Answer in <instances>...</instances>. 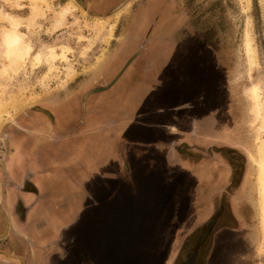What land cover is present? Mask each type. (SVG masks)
I'll return each mask as SVG.
<instances>
[{
  "label": "rangeland",
  "instance_id": "rangeland-1",
  "mask_svg": "<svg viewBox=\"0 0 264 264\" xmlns=\"http://www.w3.org/2000/svg\"><path fill=\"white\" fill-rule=\"evenodd\" d=\"M176 2L178 6L173 12H186L189 16L185 29L192 35L201 33L209 47L217 52L216 59L223 66L225 95L233 92L228 91L227 84L236 88L233 93L238 106H234L239 109L240 126L244 130L240 144L243 141L250 163L246 164L249 186L239 199L243 211L241 228L233 232L219 231L217 218L199 252H205L213 239H218L226 242L227 247L235 244L239 263L254 264L257 260L256 264H264L257 185L258 146L264 140V0ZM32 6L31 0H0V71L7 64L1 39L10 27L1 18L3 14H9L19 23L18 31L31 46L30 55L16 74L0 73L1 174L11 135L15 132L22 135L29 129L30 117L25 116L26 112L32 113L29 116L48 115L46 118L52 123L53 114L58 113L63 120L73 114L70 107L56 108L62 100L69 99L75 108L82 110L84 91L79 83L105 57L113 33L121 23L120 10L97 16L90 12L92 6L84 8L76 0H39L35 10ZM65 8L68 11L64 26L54 29L55 15ZM143 13L140 11L136 19L141 20ZM161 25L164 31L174 28L172 20ZM246 34L252 41L253 59L246 49ZM194 35L187 37L191 46L180 67L176 59L171 64L163 60L164 65L158 66L160 80L164 81L159 90L157 85L148 92H134L135 98L130 97L127 103L135 84L126 82L120 92L122 102H118L123 106L126 102L122 131L116 128L93 132L75 130L78 117L70 118L68 126L56 128L54 135L60 142L50 148L54 157L48 158L46 181L49 203L58 200L61 205L59 226L63 228L56 243L47 248V264H169L168 259L176 253L170 264H181L193 247L210 216L194 211V196H191L201 163L190 162L183 152L173 153L172 145L183 139L168 135L166 125L176 115L183 121L182 128L189 130L192 118L196 117L194 108L199 104L194 99L204 93V87L202 93L200 88L195 90L194 65L199 54L194 48L200 40ZM35 55H39V63L32 65ZM155 58L158 63V54ZM210 71L209 68V77L216 78ZM212 84L209 81L205 93L209 107L215 102L211 98ZM140 93L143 96L139 97ZM151 93H156L155 102L150 99ZM133 107L137 111L133 112ZM82 114L79 113L80 120ZM227 119L221 130L222 139L232 143L226 129ZM28 135L26 138L38 141L34 134ZM15 141L19 146H16L19 156L16 163L27 155L32 157V153L34 158H39L38 148L26 151L18 139ZM234 174L236 177L237 170ZM5 179L3 173L0 181L3 190L9 189ZM224 199L225 196L221 197L219 203L222 208ZM1 201L0 196V204ZM53 214L50 211L49 218ZM217 250L214 253L219 256ZM202 260L198 258L197 263L202 264Z\"/></svg>",
  "mask_w": 264,
  "mask_h": 264
},
{
  "label": "crops",
  "instance_id": "crops-1",
  "mask_svg": "<svg viewBox=\"0 0 264 264\" xmlns=\"http://www.w3.org/2000/svg\"><path fill=\"white\" fill-rule=\"evenodd\" d=\"M167 20H172L174 25L173 30L168 29L164 31L160 29L162 26L161 23L163 24ZM186 20L183 14L173 13L172 15L162 18V22L158 21V25H155L151 34L145 35L146 28H144L143 32L132 42L131 48L127 47L125 49V57L122 59L120 65L112 68V72L108 78L99 83L103 84L107 80L112 79L114 75L118 73V70L122 67L130 53L135 51L139 45H141V49L137 51V54L128 66L123 68V70L120 69V73L117 74V77L111 84L99 87L100 89H96L99 90V93L92 92L91 95L86 97L84 100V106H86L81 120L79 116L80 111H73L72 116L64 120L56 113L52 123H49L50 121H48L45 116L32 120L33 123L41 120V131H39L41 134L38 136V144L33 146L31 143L27 146V148L31 147L34 149L35 147V150L37 148L39 149L37 153L39 154V158H32L30 162L31 166H34V163H36L39 168L34 170L33 174H35L33 177H35V180L32 178V182L35 185L43 183L42 186L45 190L41 188L36 196L31 193L11 194L12 196L10 199L13 200L14 197H19L25 204L27 210L23 221L18 222L14 219L12 222L13 225L10 227L9 223L6 222V228L4 232L0 234V236L6 234V236L3 237L4 241L0 242V264H47V257L49 254L47 248L50 245L53 246L52 244L56 243L55 241L58 240L56 239L57 235H59L60 230L63 228H60L61 225L59 226V215L61 212L59 208L61 205H59L58 200H53V204L49 203L50 193L48 192L46 181L48 177V158L54 157V151L51 152L50 148H54V143L57 145V143L60 142V138L54 135L58 125L64 124V126H68L70 118L78 117L79 124L75 130L88 129V132H93L99 131L100 129L109 131L116 128L122 131V113H124L123 111L126 108V102L128 103L130 97H134V92H148L154 90L157 85V90H159V86L164 81L160 80L161 76L159 71H157L159 69L158 66L164 65V61H168L169 64H171V62L174 63L172 59L178 60L176 61V63H179L178 67L184 62L186 53L188 52V46H191L189 45L191 42L189 44L187 42V37L190 38L194 35L189 33V30L185 29ZM197 35L198 34L194 36ZM198 37L199 36L196 38ZM194 50L199 54V59L197 58V63L194 65V69L196 70L194 80V82H196L195 90L200 88L202 93L204 82L202 80L203 65L201 59V44L195 45ZM156 54L159 56L157 60L158 63H156L157 58L154 59V55ZM160 54L162 57H160ZM127 81L135 84V87H133L132 91L130 90L131 88L128 89L131 92L129 91V97H127L123 106V103L118 104V102L122 100L120 99V92L122 91L121 89H124ZM140 94L139 97L143 96V93ZM196 95H198V93H196ZM202 95V97L200 95L197 99H194L198 100L199 104L194 108L193 114L196 117H194V119L192 118L189 130L186 131L182 128L181 123L183 121L175 115L174 120L166 125V128H168L166 133L170 136H177L183 139L180 143L172 145L173 149L171 150L173 153L181 154V152H183L182 154L185 155L190 162L201 163L200 173L195 171V173H198L196 176L197 183L192 186L191 196H194L192 199L194 211L206 216L207 214L211 215L217 209L221 197L229 194V190L233 187L235 181L234 173L236 170H229L228 165L224 159H222L227 146L223 145L224 142L222 139V129L220 128L221 123L219 124L218 121L217 105L215 104L209 107L205 95ZM155 96L156 93L150 94V99L154 102ZM109 101L116 102V104L113 106L109 105L111 103ZM132 110L133 112L137 111L135 107H133ZM61 122L62 124H59ZM29 127L31 126L29 125ZM235 140L237 143L234 142L233 145L229 147H240V138L236 137ZM246 164L250 165L249 157H247ZM219 166L223 169L214 177ZM215 178L216 181L209 188L208 183ZM249 180L245 171L242 183L236 192L239 197L241 194H245L247 186H249ZM40 181H42V183ZM50 211L54 213L51 218H49ZM2 216L0 210V217ZM8 228H10V232ZM8 234L9 236H7ZM203 246L204 245H201L199 250L202 249ZM225 248L226 242L213 239L209 249L207 247L205 252L200 251L197 255L199 257V255L202 254L203 264H229L231 256L228 251H225ZM217 249L220 251L218 253L219 256L214 253ZM177 254L178 253L174 254V256L176 257ZM174 256L168 259L170 263ZM256 261L254 264H256Z\"/></svg>",
  "mask_w": 264,
  "mask_h": 264
},
{
  "label": "flooded vegetation",
  "instance_id": "flooded-vegetation-1",
  "mask_svg": "<svg viewBox=\"0 0 264 264\" xmlns=\"http://www.w3.org/2000/svg\"><path fill=\"white\" fill-rule=\"evenodd\" d=\"M76 2L83 6L84 8H87L88 5L92 6V9H89L92 14H95L97 16H106V12H110L109 15L115 14L116 11L120 10L118 14L119 16V21L121 23L119 24V28L117 29L118 31L116 32V29L113 33V38L110 41V45L107 49L105 57L94 67L93 70L89 73L88 77L83 79L82 83L80 84V87H83L84 93L82 94L81 100L83 102L82 104V110L80 111L79 109L75 108L74 104H72L69 99L62 100L60 104L56 106L63 107L67 106L70 107L73 111L78 112L80 111L81 113L84 111V100L88 95H91L93 93H99V90H96L98 87L106 86L108 84H111L112 81L115 80L117 77V74L120 73L123 68L128 66V64L132 61V59L135 57L137 54V51L141 49V45H139L138 48L135 49L132 53H130L129 57L125 60L123 63L122 67L118 70V73L114 75L112 79L107 80L105 83L100 84L99 82H102L108 78L110 73L112 72V68L117 67L120 65L122 62V59L125 57V49L131 48L132 42L136 40L137 36L143 32L144 28L145 30V35L151 34L155 28V25H158V21L161 18L167 17L168 15H172L176 8L178 6L176 0H76ZM160 4H162V8L160 7ZM132 5L130 9H128V6ZM150 7V8H149ZM146 8V9H144ZM149 8V9H147ZM161 8V9H160ZM146 10V11H145ZM140 11H144L142 14V19L138 20L136 19L137 16L139 15ZM179 14H183L186 19H189V16L186 12H181ZM108 15V14H107ZM124 21V23L122 22ZM135 25V26H133ZM147 26V27H146ZM200 44H201V50H202V74H203V82H204V95L207 90V85L210 81V83H213V89H212V94L211 98H215V102L212 103L213 105H217L218 109V121L219 124L221 123L220 128L224 129V119L228 118L225 121H228V128L226 127L227 130H229L232 139L229 141H233L232 143L224 142L223 145L227 146L225 148L224 154L222 156V159L226 162L228 165L229 170H237V175L235 177V181L233 184V187L229 190V194L225 196L224 203H223V208L222 211L219 214V217L217 219L218 226L220 228L219 231H238V228H241L242 225V218H243V211L242 208H240L239 204V195L237 190L239 186L242 183V178L244 175V172L246 171V162H247V155L245 150L243 149L245 145H243V141H241L240 147H229L232 146L234 142H236L235 138L236 137H241V132L242 130L240 126V114H239V109L236 108L234 105H237L236 98L234 96V91H236V88L232 85L227 84V89L228 91H232V94H226L225 95V87H224V78L221 76L223 73V66L222 64L216 59V56L214 53H217L215 49L209 47L207 44V41L203 37V35L200 33ZM144 42V41H143ZM142 42V44H143ZM131 52V51H129ZM210 57V59H208ZM209 68L211 69V73L216 75V78H210L208 75V70ZM114 70V69H113ZM215 80V83L213 82ZM94 84V85H93ZM91 85L93 87H91ZM97 96V95H96ZM95 96V97H96ZM94 97V98H95ZM205 97H207L205 95ZM226 99V100H225ZM207 101V98H206ZM67 104V105H65ZM229 107V108H228ZM34 112V111H33ZM37 113V112H36ZM32 113L26 112L25 116L30 117L29 122H32L35 118L38 117H43L42 113H37L35 116H29ZM55 114H53L54 117ZM48 116V115H47ZM45 116V117H47ZM49 117V116H48ZM47 117V118H48ZM55 118V117H54ZM37 120V119H36ZM39 120V119H38ZM28 122V127L29 123ZM31 127L29 129H26V133H13L11 135V139L8 142V152L7 155L4 159V167L2 174L0 173V181L3 179V173L4 175L6 174V181L4 183H7V186L9 189L3 190L2 184L0 187V196L2 198L1 204H0V210L2 212V217H0V234L4 232L6 228V222L9 223V227L13 225V220L15 219L16 221H23L26 215V210L25 204L22 202V200L19 199V197H14V199L11 198V194L15 193H25V194H33L37 195L39 190L43 188L42 186V181H40L42 184L35 185L32 182L35 180V177H33V172L38 168V166H31L30 162L32 160V157L28 156L26 153V157H23L20 163H16V160L19 158L18 156V149L19 147L17 144H15V140L18 139L21 144V147L26 149V151H30L31 147L27 146L32 143L33 146L38 144V141L35 139H29L26 138V134L32 135L34 134V137L38 138L40 136V128H41V120L37 122V124H34L33 122L30 124ZM24 134V135H23ZM28 135V136H29ZM237 143V142H236ZM17 146V147H16ZM231 149V150H230ZM23 154V153H21ZM25 154V153H24ZM24 156V155H23ZM36 159V158H35ZM226 166V165H225ZM39 169V168H38ZM223 168L221 166L218 167V171H221ZM216 181V178L208 183L209 188L211 185L214 184ZM45 190V189H44ZM219 201V197H218ZM4 217V218H3ZM8 231L10 232V228H8ZM6 236V234H3L0 236V242L4 241L3 237ZM9 236V234L7 235ZM5 248V247H3ZM225 251H228L230 254L232 261L229 262V264H243V262L239 263L237 260V251L235 249V244L233 243L232 246L225 248ZM202 258V254L197 255L198 258ZM197 259L195 261V264L197 263ZM203 264V262H202Z\"/></svg>",
  "mask_w": 264,
  "mask_h": 264
},
{
  "label": "bare ground",
  "instance_id": "bare-ground-1",
  "mask_svg": "<svg viewBox=\"0 0 264 264\" xmlns=\"http://www.w3.org/2000/svg\"><path fill=\"white\" fill-rule=\"evenodd\" d=\"M42 1L45 2V0ZM31 2L33 4L32 9L35 10L38 6L39 0H31ZM67 11L68 8H65L59 11L55 15L56 21L54 23V29L64 26ZM1 18L8 21L10 27L9 29H5L3 33V37L1 39V43L4 47L3 56L6 58L7 64L2 65L0 73L2 75L3 74L14 75L20 70V68L24 65V62L26 61L27 57L30 55L31 46H29L28 43L27 44L25 43L21 33L18 31L19 23L17 21H14L9 16V14H3ZM245 38H246L245 40H246L247 52L249 54V57L251 56V58L253 59L254 49L251 38L248 34H246ZM38 63H39V55H35L33 57L32 65H36ZM1 109L3 110L4 107H1ZM258 148H259L260 158L258 162L257 185H258V196L260 200L259 203L260 223L262 225L263 236H264V140L260 142Z\"/></svg>",
  "mask_w": 264,
  "mask_h": 264
},
{
  "label": "water",
  "instance_id": "water-1",
  "mask_svg": "<svg viewBox=\"0 0 264 264\" xmlns=\"http://www.w3.org/2000/svg\"><path fill=\"white\" fill-rule=\"evenodd\" d=\"M221 209L222 204L208 217L207 223L201 227V234L196 239L193 247L185 254L184 259L181 261V264H195V259L199 252V248L203 244L207 235L210 233L214 222L219 216Z\"/></svg>",
  "mask_w": 264,
  "mask_h": 264
}]
</instances>
